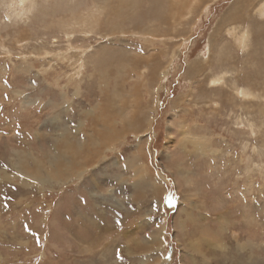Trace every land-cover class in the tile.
I'll return each mask as SVG.
<instances>
[{
    "label": "rangeland",
    "instance_id": "rangeland-1",
    "mask_svg": "<svg viewBox=\"0 0 264 264\" xmlns=\"http://www.w3.org/2000/svg\"><path fill=\"white\" fill-rule=\"evenodd\" d=\"M0 264H264V0H0Z\"/></svg>",
    "mask_w": 264,
    "mask_h": 264
},
{
    "label": "snow or ice",
    "instance_id": "snow-or-ice-1",
    "mask_svg": "<svg viewBox=\"0 0 264 264\" xmlns=\"http://www.w3.org/2000/svg\"><path fill=\"white\" fill-rule=\"evenodd\" d=\"M165 203L168 204V205H172L173 201H172L171 197H166L165 198Z\"/></svg>",
    "mask_w": 264,
    "mask_h": 264
},
{
    "label": "trees",
    "instance_id": "trees-1",
    "mask_svg": "<svg viewBox=\"0 0 264 264\" xmlns=\"http://www.w3.org/2000/svg\"><path fill=\"white\" fill-rule=\"evenodd\" d=\"M171 193H172V190L167 193V197H169L171 195Z\"/></svg>",
    "mask_w": 264,
    "mask_h": 264
},
{
    "label": "bare ground",
    "instance_id": "bare-ground-1",
    "mask_svg": "<svg viewBox=\"0 0 264 264\" xmlns=\"http://www.w3.org/2000/svg\"><path fill=\"white\" fill-rule=\"evenodd\" d=\"M216 33V32H215ZM240 37V36H239ZM123 131V130H122ZM103 137H104V134H103Z\"/></svg>",
    "mask_w": 264,
    "mask_h": 264
}]
</instances>
